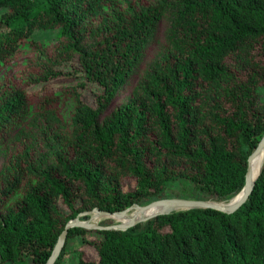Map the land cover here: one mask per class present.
<instances>
[{
    "label": "trees",
    "instance_id": "obj_1",
    "mask_svg": "<svg viewBox=\"0 0 264 264\" xmlns=\"http://www.w3.org/2000/svg\"><path fill=\"white\" fill-rule=\"evenodd\" d=\"M30 49L36 62L17 84L9 64ZM69 63L101 88L94 108L83 85L49 84L71 77ZM263 94L264 0H0V264H46L79 214L180 198L181 181L197 200L233 198L264 134ZM66 255L76 264H264V159L231 214L189 209L124 231L70 228L53 264Z\"/></svg>",
    "mask_w": 264,
    "mask_h": 264
},
{
    "label": "water",
    "instance_id": "obj_2",
    "mask_svg": "<svg viewBox=\"0 0 264 264\" xmlns=\"http://www.w3.org/2000/svg\"><path fill=\"white\" fill-rule=\"evenodd\" d=\"M264 149V134L257 144L256 149L252 152V154L247 159V170L245 173L244 178V184L242 189L239 191L240 193L237 194V197L234 200L229 199L226 202H213V201H204V200H194V199H182V198H166V199H160L153 202H150L146 205H134L131 206L119 213L109 214L107 212H102L97 209H93L88 212H84L82 214H79L75 219L68 221L60 235L58 236L56 243L54 245V248L52 250V253L47 260L46 264H53L58 257L65 239L67 231L70 228H82L89 231H102V230H114V231H124L126 229H129L138 223L145 222L149 219L155 218L160 215L169 214L173 211H183V210H189V209H212L221 213L225 214H231L234 211H236L240 206L246 201L247 197L252 191L253 184L257 177L259 176V173L254 177L251 171L250 167V161L253 157H255L261 150ZM261 169V168H260ZM160 207L161 211L150 214L147 216H133L126 222H120L116 221V223L109 225V226H100L98 224H94L91 222V218L89 221H81L79 218L81 216H95V217H102V218H112V216L122 219L128 211L134 209L138 211V214L142 213L146 209L149 208H156Z\"/></svg>",
    "mask_w": 264,
    "mask_h": 264
},
{
    "label": "rangeland",
    "instance_id": "obj_3",
    "mask_svg": "<svg viewBox=\"0 0 264 264\" xmlns=\"http://www.w3.org/2000/svg\"><path fill=\"white\" fill-rule=\"evenodd\" d=\"M57 44H58V42L57 43H53L52 42L49 45V47L46 48L47 49V53H51L54 45L57 46ZM155 50H156V47H155V45L153 43H151V44H149L147 46L146 50H144V61L140 64L139 71L136 74H134L128 80L127 84H125V87H124L125 90L129 89V87H130L129 84L130 83H132V82L134 83L136 81V79L138 77V73L143 69V66H144L145 62H147L148 59L154 54ZM33 51H34V49H30L28 51H23V52H18L17 53V55L12 60L13 62L9 64V67H10L12 73H8V78H11V79L16 78V80L13 79V81L16 82L17 84H20L19 78H21V75L31 71L29 65L31 63L33 64L34 62H36V57H35V54L33 53ZM49 56H51V54H49ZM26 57H29V60H30L28 66H25L23 64V61L25 62V58ZM68 65H69L68 68L66 66L63 67V68L65 70H69V71L73 70V71H70L71 77L70 78L58 79L57 81L54 80V81L50 82L49 84L51 86H53V87L60 86V85H62V86H73V85H76V84L83 85L80 89H78L80 91V93H81V98H82V100H83V102L85 104H87L88 106L94 108L96 106L95 97L98 94L101 93V88H99L97 85H93V84L89 83L88 81H86L84 79V75H83L82 71L78 70V66H77L76 63H73V65L69 63ZM73 66H75V68ZM40 87L41 86H38V87H35V88L39 89ZM115 99L116 100L111 105V109H112V107L117 106V104H119L121 102V100L123 99V94L120 93ZM262 100L264 101V94L262 95ZM109 107H108V109H109ZM2 162H3L2 159H0V169H1V166H2ZM132 184H133V182L131 180L127 181L126 185L124 186V190H126L127 188H130L132 186ZM173 189L178 191L176 193L177 194L179 193V196L182 199H194V200H197L196 198L193 197V193H192V190L190 189V185L187 182H185V181H181L179 183H176L174 185ZM131 212H132L131 210L128 211L126 215L130 214ZM90 218H91V222L92 223L98 224V225H100V223H102L106 219H111V218H102V217H95V216L92 217V215H90V216H87L85 219L81 218V219H84V220H81V219L80 220L81 221H89ZM111 220L114 223H116V220L115 221H114V219H111ZM90 237L91 236L88 235V238H90ZM74 244H75V242H74ZM77 252L81 253L83 255L84 259H87V260L88 259L95 260L97 258V255H96V252L94 251V249L92 247H89V246H86V245H79L77 247ZM62 264H76V263H75L74 259H72L68 255H66L65 256V260L63 261Z\"/></svg>",
    "mask_w": 264,
    "mask_h": 264
},
{
    "label": "bare ground",
    "instance_id": "obj_4",
    "mask_svg": "<svg viewBox=\"0 0 264 264\" xmlns=\"http://www.w3.org/2000/svg\"><path fill=\"white\" fill-rule=\"evenodd\" d=\"M263 159H264V149L261 150L255 157H253L250 161V167H251V171H252V175L255 177L258 173H259V170L261 168V165L263 163ZM240 193V192H239ZM238 193V194H239ZM237 197V195H235L233 198H231V200H234L235 198ZM132 212L128 215H125L122 219L120 218H117V217H114L112 216V218L114 219V221L117 219L118 221L120 222H126L128 221L130 218H132L133 216H147V215H150V214H154V213H157L159 211H161L160 207H156V208H149V209H146L145 211H143L142 213L138 214V211L137 210H134L132 209L131 210ZM93 217V216H92ZM116 220V221H117Z\"/></svg>",
    "mask_w": 264,
    "mask_h": 264
}]
</instances>
